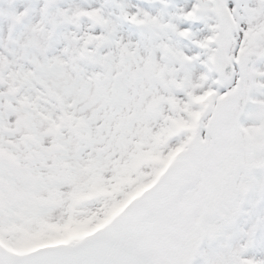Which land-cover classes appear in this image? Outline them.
<instances>
[{"label": "snow or ice", "instance_id": "obj_1", "mask_svg": "<svg viewBox=\"0 0 264 264\" xmlns=\"http://www.w3.org/2000/svg\"><path fill=\"white\" fill-rule=\"evenodd\" d=\"M0 264H264V0H0Z\"/></svg>", "mask_w": 264, "mask_h": 264}]
</instances>
